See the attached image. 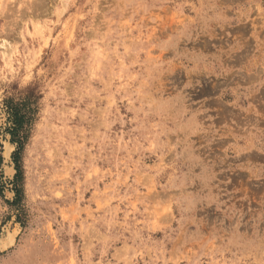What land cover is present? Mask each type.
I'll list each match as a JSON object with an SVG mask.
<instances>
[{
	"label": "rangeland",
	"instance_id": "1",
	"mask_svg": "<svg viewBox=\"0 0 264 264\" xmlns=\"http://www.w3.org/2000/svg\"><path fill=\"white\" fill-rule=\"evenodd\" d=\"M0 264H264V0H0Z\"/></svg>",
	"mask_w": 264,
	"mask_h": 264
},
{
	"label": "trees",
	"instance_id": "2",
	"mask_svg": "<svg viewBox=\"0 0 264 264\" xmlns=\"http://www.w3.org/2000/svg\"><path fill=\"white\" fill-rule=\"evenodd\" d=\"M26 92L27 93L25 97L18 103L13 104L10 102L11 104L6 105L9 124L7 130L10 134V142L15 145V150L12 153V159L15 165V175L13 179V185L16 189L15 202L19 201L20 198V192L18 190L21 180V167L19 165V157L21 154V150L23 149V146L27 141L28 130L33 114V109L31 108L33 101L31 100L35 98L33 88H28Z\"/></svg>",
	"mask_w": 264,
	"mask_h": 264
},
{
	"label": "bare ground",
	"instance_id": "3",
	"mask_svg": "<svg viewBox=\"0 0 264 264\" xmlns=\"http://www.w3.org/2000/svg\"><path fill=\"white\" fill-rule=\"evenodd\" d=\"M4 239V237H3ZM11 242V239L10 238H7L5 241H2L1 242V246L4 247L6 244L10 243ZM8 245H6L5 247H7Z\"/></svg>",
	"mask_w": 264,
	"mask_h": 264
}]
</instances>
